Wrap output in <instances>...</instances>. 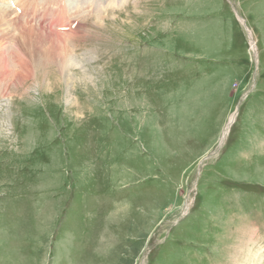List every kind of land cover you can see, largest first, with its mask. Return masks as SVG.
<instances>
[{
  "label": "rangeland",
  "instance_id": "obj_1",
  "mask_svg": "<svg viewBox=\"0 0 264 264\" xmlns=\"http://www.w3.org/2000/svg\"><path fill=\"white\" fill-rule=\"evenodd\" d=\"M111 1H3L0 264H264V0Z\"/></svg>",
  "mask_w": 264,
  "mask_h": 264
},
{
  "label": "bare ground",
  "instance_id": "obj_2",
  "mask_svg": "<svg viewBox=\"0 0 264 264\" xmlns=\"http://www.w3.org/2000/svg\"><path fill=\"white\" fill-rule=\"evenodd\" d=\"M3 1L4 0H0V23L2 24V22H6V20L9 22V17L11 16V15H13V14H15L16 13V9L14 8V9H12L11 10V7L14 5L13 3L14 2H12V5L11 6H9L8 4H3ZM91 1V0H90ZM96 1V0H95ZM98 1V0H97ZM112 1H114V0H112ZM110 2V4L109 5H113V4H118V2ZM137 1H139V0H137ZM81 2V1H80ZM95 2L94 1H92V3H90L89 4V2H87V5L88 6H92L93 4H94ZM99 3V2H98ZM98 3H97V5H98ZM17 12H18V10H17ZM20 12V11H19ZM17 15H18V13H17ZM17 19L16 20H18L19 19V17L17 16L16 17ZM19 22V21H18ZM8 25H9V23H8ZM18 27V26H17ZM23 29V28H22ZM33 30H36V29H33ZM38 30V29H37ZM39 31H40V29H39ZM28 33V32H27ZM26 33V34H27ZM32 36V35H31ZM36 36V35H35ZM26 37V36H25ZM29 38H30V36H29ZM35 39V38H34ZM93 40V39H92ZM91 42V41H90ZM19 43V42H18ZM251 47L253 48V50H254V42L252 41L251 42ZM64 49V48H63ZM22 55V54H21ZM21 59V58H20Z\"/></svg>",
  "mask_w": 264,
  "mask_h": 264
}]
</instances>
